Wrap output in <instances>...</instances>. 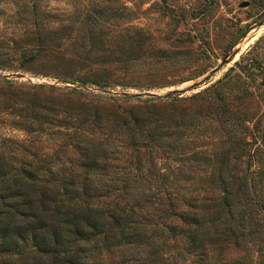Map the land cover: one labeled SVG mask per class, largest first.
I'll list each match as a JSON object with an SVG mask.
<instances>
[{"label":"trees","instance_id":"1","mask_svg":"<svg viewBox=\"0 0 264 264\" xmlns=\"http://www.w3.org/2000/svg\"><path fill=\"white\" fill-rule=\"evenodd\" d=\"M49 1L0 0V65L66 46L104 51V25L138 31L128 19L116 25L112 14L104 16V0L81 3L63 17ZM67 64L75 68L69 78L80 83L129 82L104 62ZM234 65L259 69L256 91L264 98V67L253 59L234 60L228 78L240 77ZM252 91L241 78L233 94ZM27 103L31 107L0 103L2 116L13 112L10 122L30 132L28 142L0 136V264H222L211 256L230 245L264 250V116L251 125L237 117L231 143L214 156L196 140L207 128L199 122L189 128L184 108L129 107L104 120L81 109L52 116L47 107ZM43 120L55 122L48 134H58L50 151L29 145L43 130L32 124ZM104 121L115 131L105 145L94 137ZM131 247L143 256L104 258L113 248Z\"/></svg>","mask_w":264,"mask_h":264},{"label":"rangeland","instance_id":"2","mask_svg":"<svg viewBox=\"0 0 264 264\" xmlns=\"http://www.w3.org/2000/svg\"><path fill=\"white\" fill-rule=\"evenodd\" d=\"M91 2L50 0L49 6L63 17L81 3ZM109 14L116 25L128 19L138 31H117V26L112 29L104 25V43H100L104 51L75 45L33 60L17 57L4 62L0 65V85L9 82L13 86L9 90L0 86L2 107H31L27 103L31 101L33 107H47L52 116L62 114V109H81L89 117L97 113L104 120L122 115L129 107H153L154 112L172 107L175 113L184 108L181 114L189 128L194 122H199L200 129L207 128V134L196 140L200 141V149L214 156H221L231 143L238 127L237 117L248 119L249 125L254 119L262 121L264 98L256 91L261 78L259 69L234 65L232 72L240 77L233 74L228 78L224 74L238 59H253L264 67V0H104V16ZM69 61L107 63L114 67L117 77L124 76L129 82L100 87L71 80L69 75L75 68L67 64ZM35 76L45 77L46 81L33 82ZM241 78L253 91L235 98L234 89ZM207 86L209 89L203 91ZM180 97L185 98L174 100ZM13 115L10 112L2 116L0 112V136L28 138L30 132L10 122ZM32 125L43 130L29 145L38 143L40 151H50L58 134H48L45 129L55 127V122L43 120ZM105 126L104 121L100 132L94 130V137L104 140V145L115 132ZM114 136L116 140L118 135ZM247 139L251 138L247 135ZM29 140L30 137L26 142ZM115 153L124 155L122 151ZM228 154H232L231 150ZM199 172L206 173L207 169ZM121 255L134 258L143 253L132 247L123 251L113 248L104 253V258L117 259ZM211 257L222 264H264L263 249L260 253L245 251L240 244L230 245L217 255L214 252Z\"/></svg>","mask_w":264,"mask_h":264},{"label":"built area","instance_id":"3","mask_svg":"<svg viewBox=\"0 0 264 264\" xmlns=\"http://www.w3.org/2000/svg\"><path fill=\"white\" fill-rule=\"evenodd\" d=\"M32 81L33 82L40 83V82L46 81V78L45 77H42V76H40V77L35 76V77H32Z\"/></svg>","mask_w":264,"mask_h":264},{"label":"water","instance_id":"4","mask_svg":"<svg viewBox=\"0 0 264 264\" xmlns=\"http://www.w3.org/2000/svg\"><path fill=\"white\" fill-rule=\"evenodd\" d=\"M239 4H240V5H243L244 3L241 2V3H239Z\"/></svg>","mask_w":264,"mask_h":264}]
</instances>
